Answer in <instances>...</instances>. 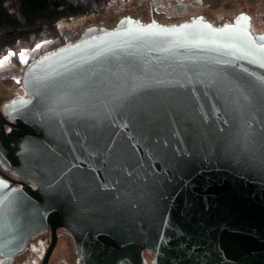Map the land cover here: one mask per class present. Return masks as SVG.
I'll return each instance as SVG.
<instances>
[{
	"label": "water",
	"instance_id": "water-1",
	"mask_svg": "<svg viewBox=\"0 0 264 264\" xmlns=\"http://www.w3.org/2000/svg\"><path fill=\"white\" fill-rule=\"evenodd\" d=\"M190 17L88 27L25 70L0 110L26 180L0 179L1 256L50 227L84 264H264V33Z\"/></svg>",
	"mask_w": 264,
	"mask_h": 264
},
{
	"label": "rangeland",
	"instance_id": "rangeland-1",
	"mask_svg": "<svg viewBox=\"0 0 264 264\" xmlns=\"http://www.w3.org/2000/svg\"><path fill=\"white\" fill-rule=\"evenodd\" d=\"M243 11L251 17L253 33H264V0H115L90 15L62 22L60 30L69 42L79 39L88 27L114 28L125 16L139 19L144 24L154 19L161 25H178L188 22L190 16L202 15L218 26L232 22ZM49 43L42 41L33 48L0 59V85L3 86L0 100L11 99L24 92L21 85L22 67L50 49ZM12 62L18 63V66Z\"/></svg>",
	"mask_w": 264,
	"mask_h": 264
},
{
	"label": "trees",
	"instance_id": "trees-1",
	"mask_svg": "<svg viewBox=\"0 0 264 264\" xmlns=\"http://www.w3.org/2000/svg\"><path fill=\"white\" fill-rule=\"evenodd\" d=\"M112 1L115 0H0V59L42 41L51 42L50 49L42 54L68 44L70 41L60 30L62 22L90 15ZM34 61L26 63L22 73Z\"/></svg>",
	"mask_w": 264,
	"mask_h": 264
},
{
	"label": "flooded vegetation",
	"instance_id": "flooded-vegetation-1",
	"mask_svg": "<svg viewBox=\"0 0 264 264\" xmlns=\"http://www.w3.org/2000/svg\"><path fill=\"white\" fill-rule=\"evenodd\" d=\"M0 83L2 82L0 81ZM2 87L0 85V90ZM27 96V92L24 90L22 94L14 98L0 100V110H3L6 103ZM5 128L8 129V126L5 125ZM0 179L8 181L14 187H19L20 183L26 182L12 170L5 169L1 163ZM80 259L81 255L77 251L72 236L63 228H57L52 232L51 228L48 227L28 238L21 251L10 256L0 255V264H84ZM153 259L154 256L151 253L145 250L142 252L143 264H152ZM118 264L124 263L118 262Z\"/></svg>",
	"mask_w": 264,
	"mask_h": 264
},
{
	"label": "snow or ice",
	"instance_id": "snow-or-ice-1",
	"mask_svg": "<svg viewBox=\"0 0 264 264\" xmlns=\"http://www.w3.org/2000/svg\"><path fill=\"white\" fill-rule=\"evenodd\" d=\"M5 59H7V57H5Z\"/></svg>",
	"mask_w": 264,
	"mask_h": 264
}]
</instances>
